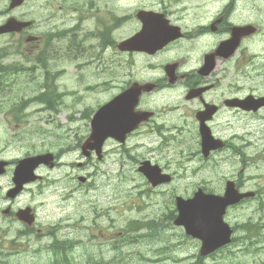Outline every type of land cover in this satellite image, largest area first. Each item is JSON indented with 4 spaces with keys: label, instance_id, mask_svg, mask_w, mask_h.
<instances>
[{
    "label": "rangeland",
    "instance_id": "1",
    "mask_svg": "<svg viewBox=\"0 0 264 264\" xmlns=\"http://www.w3.org/2000/svg\"><path fill=\"white\" fill-rule=\"evenodd\" d=\"M84 1H92V8L89 11L81 5L79 6V3ZM172 1L175 3L170 8L171 11L179 12L182 7V13L188 16H209L212 18L221 11L228 0H181L182 5L178 0ZM158 2L159 0H25L23 5L9 9V0H0V24L12 16L33 21V25L24 34L11 32L0 36V49L3 50H15L23 46L25 43L23 38L27 33L43 34L44 36L46 31H51V28L73 27L80 13L84 16L91 14L92 18H86L82 24L79 39L84 32L95 30L98 22L97 15L107 18L111 13H116L128 14L131 17L128 22L114 31L113 38L115 40L100 55L97 47L98 38L91 37L89 40L94 44L93 49L86 52L75 49L70 56L63 54L55 61L50 67V71L56 73L52 79L55 85L51 83L55 95L53 109H46L44 102L33 100L32 97L43 91L37 88V83L25 82L24 77L9 83L8 89L0 93V155L13 161L22 158L27 153H40L43 150L62 152L72 150V147L78 145L76 135L80 139L87 136L90 130L92 111L130 81L129 79L132 78L128 77L129 75L134 74L143 78L153 75L160 76V69L151 71L146 67L149 64L145 57L136 59L131 57L135 64L132 68H128V66L131 67V63L120 66L117 62L120 54L115 46L116 43L138 30V22L135 19L136 11L159 7ZM240 3L242 4V1ZM251 3L253 4V1ZM255 3L261 6L264 5V0H256ZM73 4H75V11L69 9ZM87 13L89 14L87 15ZM234 20L236 23L260 21L264 24V10L261 15L255 14L251 9L246 18L236 16ZM99 27L101 28V24ZM261 31L260 35L251 40L248 45L251 51L264 55V26ZM63 40L64 38L58 42ZM42 42L48 45L45 39ZM188 44L189 42L186 43V45ZM58 46L64 47L63 45ZM262 64L263 62H257L255 67L264 72ZM192 66L193 63L189 62L186 68ZM231 69L232 67H229V75L233 74ZM248 69L249 67H246L243 73ZM251 73L255 72L251 71ZM45 81V78H41L39 84ZM23 99L31 100L24 107L22 121L16 122L12 119V109H15V114L20 111L22 115L19 105ZM163 121L168 122L169 119H163ZM36 130L52 131L54 138L39 136ZM142 141L146 143L148 140L142 139ZM156 144L150 143L146 145L149 149L142 146L137 150L140 155H145L153 151ZM113 147V144H107L104 149L106 148L108 152ZM196 148L197 145L188 146L187 142L180 148L173 145L164 149L169 151L171 163L175 162L176 164L177 160H181L182 172H185V177L182 180L176 179L173 183L155 190H146L148 186L146 180L137 173L133 161L125 155L114 152L107 156L105 153L102 161H99L95 155L92 158V163L85 172L90 171L93 177L89 182V188L87 185H83L82 189L84 192L90 191V198L86 196L87 200L82 206L71 204L67 208L58 207V197L53 194L46 199L26 194V200L37 206L38 218L43 222L58 223L64 216H70L72 221H77L82 215H87L84 224L89 225L90 230H83L77 235L70 229L67 234L70 237L81 236L78 238L79 240L75 239V242L80 241L81 243L74 250L73 256L81 257L84 261L89 257L88 264H95L99 257H104L108 264H197L201 259H198L200 242L188 237L183 228L175 225L173 221L166 223L169 209L174 211V202L170 203L169 199L171 200L173 194H179L185 198L191 196L194 185L206 184L205 182L214 184L213 179L204 178L211 176L215 171L227 174L231 163L222 161L215 167L210 161L199 163L196 159L194 160L192 154L189 155ZM129 149L133 150V148ZM153 154L156 153L153 151ZM79 155H82L79 151L68 152L62 157V161L70 163L76 158L78 161H82ZM234 165L238 166V164ZM73 171L85 174L78 168H74ZM45 173L52 179L64 173V170L59 174L47 171ZM64 186L65 184H61L60 188L70 189L68 185L67 188ZM80 195L77 197L82 199L83 196ZM257 204V202H250L235 210L228 209L225 220L230 223L234 218L245 221L263 219L264 212L258 211ZM84 207L89 209L87 214L85 210L82 211ZM94 208L98 209L100 218L96 216ZM136 220H139V223ZM136 225H139L141 230L134 233L132 227ZM15 228L17 229V227L0 225V230H9V238L14 236ZM102 232L110 233L113 236H123L116 240L117 249L113 250L115 244L114 241H111L112 246L107 244L103 255H101L99 246L105 241L103 238L105 234ZM135 235H140L136 238L137 241L130 242V237ZM260 243L258 246L260 251L255 258L250 256L230 259L234 254L225 253V250L218 251L213 257L202 260L201 264H260L264 261V250L261 248L264 246V241Z\"/></svg>",
    "mask_w": 264,
    "mask_h": 264
},
{
    "label": "flooded vegetation",
    "instance_id": "2",
    "mask_svg": "<svg viewBox=\"0 0 264 264\" xmlns=\"http://www.w3.org/2000/svg\"><path fill=\"white\" fill-rule=\"evenodd\" d=\"M240 1H242V4ZM252 1L253 4L251 3ZM255 1L228 0L221 11L217 12L214 17H207L205 20L207 25H199L200 21H197L199 19L197 16L190 17L182 14V11H179V13L170 11L168 9L169 6L166 5L167 3H163L159 12L164 15L169 24L179 27L181 36L154 54H128L134 59L145 57L150 60V66L157 58L162 57L158 64L162 69V76L152 80L145 79L140 81L141 84L148 83L147 87L149 88H145L146 90L141 92L135 109L136 111H147L149 117L141 120L138 127L127 134L124 142L114 141L121 148L119 153L122 155L127 154V152L122 150L124 147L137 149L140 146L157 143L153 150L156 153L155 155L153 151L140 155L138 150H135L136 154L133 157L137 173L146 180L148 185L146 190H154V188L169 185L176 179L182 180L185 177V172H182L181 160H177L176 164L175 162L171 163L169 151L164 149L173 145L180 148V146L188 142V146L197 145L195 151L189 153L190 156L192 154L194 160L196 159L199 162L212 161L215 166L222 161L231 163L227 174L224 175L215 171L211 174L214 177L206 176L204 178L213 179L214 184L205 182L206 184L194 185V188H202L206 192L221 195L225 191L226 184L230 182L233 189L237 192L252 191L254 195L242 198L231 205L228 208L229 210L238 209L250 203L252 199L258 203V208L260 204L264 205V72L255 67L257 62H263L262 66H264V55L251 51L248 45L251 40L260 35L264 24L260 21L236 23L234 20L236 16L246 18L251 9L255 14L263 15L264 5L260 6ZM138 23L139 27H141L142 22L139 20ZM194 24L197 26L194 27ZM247 25H252V28L245 29ZM25 41H34V43H26L23 46V51L19 58L22 57L25 51L22 60L24 65H28L27 60L32 54H34L33 61L35 63H38L40 58L49 59L51 57L53 51H48L46 49L47 44L41 43L42 37L29 36ZM187 42H189L188 45H186ZM105 49L106 47L102 48L100 46L101 51ZM207 56L212 64L204 66ZM189 62H192L193 66L186 68ZM126 63H131V68L135 65L131 58H128L127 62H120L119 65L123 66ZM172 64H175L174 73L167 74L165 68ZM243 65L251 69L243 73ZM229 67H232V75L228 74ZM38 68V66L29 67V74H33ZM221 71L223 73H220ZM251 71L255 73L252 74ZM48 74L46 71L45 78H47ZM128 77H136L133 81L138 80L137 76L134 75H129ZM125 85L121 87L120 92L130 84L124 87ZM141 118H143V115L138 116V119ZM163 119H169V121L165 122ZM202 126H206L212 137L218 142L215 144L217 148L209 151L206 157L202 155L201 150L200 130ZM76 138L78 143L76 147L80 152L85 137L80 139L76 135ZM142 139H147L148 143L145 144ZM179 152L181 153V151ZM105 153H107L106 156L109 154L106 149L103 156H105ZM127 156L131 158L129 151ZM1 159L6 158L0 155ZM144 160L157 165L161 172L168 174L167 177L170 180L153 186L147 180L144 172L139 169L141 162ZM8 162L9 165L5 173L0 175V214L9 223V217H16V212L11 210V201L18 196L14 199L9 196L13 184L10 179V163L12 161ZM87 164L89 165V159L84 163H80L82 167H88ZM234 164H238V166L236 167ZM60 165H64V162H59L58 157L55 156L53 166L40 165L38 170H55ZM11 168L13 171V166ZM7 175L8 178L4 181ZM78 178L79 176H76L77 181H79ZM86 178L88 181L90 175L87 174ZM53 182V180L44 175L41 176L39 181L30 183L25 188H32V190L42 194L52 186ZM79 182L80 184L84 183ZM25 188L22 192L25 191ZM79 191L80 188L76 187V189L70 188L68 192L59 194V197L64 199L62 201L66 202L65 207H67L68 199L73 198L74 194L79 193ZM174 196L176 197L177 195ZM169 202L172 203L170 199ZM61 204L59 202L57 206L59 207ZM30 208L36 215V209L34 207ZM83 210L86 211V214L89 211L85 207ZM94 212L100 218L97 208H94ZM174 213L173 211L167 215L168 220L166 222L171 220ZM85 216L87 215H82L77 221H73L76 223L75 225L67 227L60 222L61 220L58 223L42 221L39 225V219L36 216L35 221L30 225L20 222L21 229L19 232L35 238L32 240L42 239L43 242L48 244L45 246L44 251L48 255L55 256V264H58L57 260L63 259L67 253L81 243L79 241L72 247L71 245L76 241L75 239L79 240L78 238H81V236L70 237L67 234L68 231L72 229L73 233L76 232L79 235L83 230H90L89 225L84 224ZM262 217L263 219L256 221L234 218L231 221V225L234 223H238V225H234L231 228L232 240L234 238L238 239L240 243L245 241L249 243L251 240L258 241L262 237L261 232L264 230V214ZM136 221L139 223V220ZM0 222L4 221L0 220ZM104 234L103 238H105V241L99 245L101 255L105 252L108 242L114 241V249H116V240L122 237ZM27 235L22 236L26 237ZM136 238L137 236L134 240ZM83 241L85 242V240ZM261 248L264 250V246ZM251 252L252 249L248 248L247 253ZM69 258L75 261L81 259V257L75 258L73 253H71ZM260 264H264V261Z\"/></svg>",
    "mask_w": 264,
    "mask_h": 264
},
{
    "label": "water",
    "instance_id": "3",
    "mask_svg": "<svg viewBox=\"0 0 264 264\" xmlns=\"http://www.w3.org/2000/svg\"><path fill=\"white\" fill-rule=\"evenodd\" d=\"M22 2L23 0H11L10 7L12 8L20 5ZM27 24L28 22H20L15 20L14 18H10L5 25L0 26V33L11 30H19ZM145 33L140 32L138 35H135L127 42L123 43V45L129 46L130 44H133L138 40V38L144 36ZM147 35L149 37H154L153 34ZM128 46H126V48H128ZM111 124L112 123H109V125ZM112 127H115V125L99 126V124H95L94 139H97L100 142L104 138L105 134H113L114 129ZM210 147L211 145L208 142H203V148ZM30 165L31 164L27 161L20 162L19 166L15 170V178L17 180L21 179L22 182L25 181V176L32 170V167L30 168ZM144 171L153 184H157L166 179L165 177L158 176L157 170L144 169ZM153 173H155V175ZM220 199L221 200H218L217 196H209L208 198H203L200 193H196L193 199L186 201L182 200V203L178 204L180 215L175 220V222L182 224L186 230V233L197 237L202 241V253L209 252L210 250L228 240L226 238L227 232L225 229L227 228V226L222 222V214L224 213V209L228 204V201L225 197H220Z\"/></svg>",
    "mask_w": 264,
    "mask_h": 264
},
{
    "label": "trees",
    "instance_id": "4",
    "mask_svg": "<svg viewBox=\"0 0 264 264\" xmlns=\"http://www.w3.org/2000/svg\"><path fill=\"white\" fill-rule=\"evenodd\" d=\"M64 264H68L67 261H62Z\"/></svg>",
    "mask_w": 264,
    "mask_h": 264
}]
</instances>
